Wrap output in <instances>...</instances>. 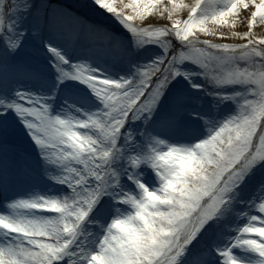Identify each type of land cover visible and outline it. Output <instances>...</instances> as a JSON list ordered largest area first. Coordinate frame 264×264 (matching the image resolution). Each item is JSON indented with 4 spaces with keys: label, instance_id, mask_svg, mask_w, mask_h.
<instances>
[{
    "label": "snow or ice",
    "instance_id": "obj_1",
    "mask_svg": "<svg viewBox=\"0 0 264 264\" xmlns=\"http://www.w3.org/2000/svg\"><path fill=\"white\" fill-rule=\"evenodd\" d=\"M130 32L135 46L154 45L155 58L128 63L112 76L87 61L72 63L48 44L56 86L50 92L7 91L10 79L39 81L46 70L25 44V14L36 27L73 43L97 31L50 0H0V264H247L234 248L264 264V177L243 213L247 223L230 245L216 243L222 223L264 173V0H94ZM220 3L222 6L217 7ZM193 67H189V66ZM203 77L235 115L205 120L207 135L177 145L188 98L179 78ZM77 82L73 85L69 82ZM98 102L85 111L62 91ZM194 88L203 87L192 83ZM27 129L39 159L20 153L10 117ZM134 122L137 133L128 129ZM56 170L53 174L51 169ZM154 173L148 176V170ZM43 170L59 195H21L16 180ZM92 230H89V226Z\"/></svg>",
    "mask_w": 264,
    "mask_h": 264
},
{
    "label": "rangeland",
    "instance_id": "obj_2",
    "mask_svg": "<svg viewBox=\"0 0 264 264\" xmlns=\"http://www.w3.org/2000/svg\"><path fill=\"white\" fill-rule=\"evenodd\" d=\"M53 4L59 5L67 12L69 10L73 11L72 13L77 15L80 19L91 20L92 17H98L101 15V19L105 21V23L109 24V28L103 26V31L107 33V35L113 39L116 43L117 38L120 37L119 35L114 36V33L117 31L124 32V34H128L126 39H120L119 43L115 48H108L105 58L100 55V59L105 62V64H101L102 68L100 69L101 72L107 73L108 75L112 76H120L126 75L131 71H134L133 68L129 66V59L131 58L133 61L134 59L141 62L147 63L151 59H154L156 54V49L154 45H146L142 48L134 47L132 48L131 43L132 41L129 40L130 35L132 34L128 32L126 28L116 19L113 15L105 12L104 10L100 9L97 5H95L94 0H53ZM51 2V0H50ZM119 2V0H117ZM78 11V12H77ZM86 14V15H84ZM99 18V17H98ZM118 29V30H117ZM118 31V32H119ZM32 41L27 43V47L31 49L29 58L43 67L47 75L44 79L39 81L27 80V79H10L8 81L7 91L9 96L14 97L16 91H33L37 94H40L41 91L43 92H50L55 86V74L51 68V61L50 56L51 54L48 53L47 46L48 44H52L58 38V34L52 30H45L40 37L32 35ZM126 37V36H124ZM134 39V38H133ZM58 41V40H57ZM53 45V44H52ZM66 49H69V45H67ZM72 49V48H71ZM137 52L134 54V52ZM72 52V51H71ZM102 52V51H101ZM68 57L71 59L72 63H79L82 61H76L74 58L70 57L69 53L66 52ZM142 55L141 58H139ZM39 58H41L40 61ZM96 61V60H94ZM92 66L96 67V62H91ZM193 67V66H189ZM114 71L120 73L117 75ZM73 85L77 84V82H69ZM175 87L174 91H180L185 97L188 98V101H200V96L203 94V88H194L192 83L205 85L206 82L203 77H196L193 79L192 83H189L188 80L183 78H179L178 82H174ZM210 88L211 86L208 85ZM80 88H83L85 92H87L88 96H92V94L84 88L83 85H80ZM91 98V97H90ZM67 100L69 104H76L78 107L83 108L85 111H92L97 106L98 102L93 101L94 97L92 98V103L84 102L83 94L76 92L75 90L70 91H62L60 96V102L63 103L64 100ZM188 103V102H187ZM235 106H231V102L223 101L220 103L218 110L219 112L212 114V118L209 119L212 122H220L232 115L236 114ZM196 111L191 110L189 105H185V113L183 116V121L186 127L179 128L175 130L171 135L168 136L170 142L175 143L177 145H184V144H191L195 142L196 136L203 137L207 135V129L209 127L208 124L205 123V120L200 118L196 113ZM10 123L12 126L13 134L15 142L18 146L20 153H25L36 159H39L38 151L35 148V145L32 141L31 136L28 134L27 129L24 127L23 124L19 122V118L16 117L15 113L13 112L10 117ZM140 125V129L142 130V123L141 122H134L133 126L130 127L128 130L133 133H137L138 129L136 125ZM9 174V165L7 161L3 162V172ZM53 174H56V170L53 168L51 169ZM148 176L153 177L154 173L151 170H148ZM264 177V173L257 172L255 178L252 181V186L245 191H243L238 197V200L244 201V203H238L234 209L230 210L228 213L227 218L222 223V235L219 240L216 241L217 245L223 248L226 245H230L232 243V239L238 234V229L243 226V224L247 223V217L243 216V213L248 211L249 204L248 202L253 199L254 196L258 195V189L261 182V178ZM23 184V185H22ZM23 187H22V186ZM63 186L55 183L52 181L47 174L41 170L38 179H24V180H16L14 182V189L18 194L21 195H39V194H55L59 195ZM6 208L3 209V212H7ZM232 214V222L228 223L227 220L230 218ZM236 218L240 219L238 225L232 224L235 223L233 219ZM232 224V225H231ZM233 225H236L233 227ZM89 230H92V226H89ZM1 236L5 235L3 233L0 234ZM234 254L247 262V264H255V261L258 259L255 253L242 249V248H234ZM220 264H223V258H220Z\"/></svg>",
    "mask_w": 264,
    "mask_h": 264
},
{
    "label": "bare ground",
    "instance_id": "obj_3",
    "mask_svg": "<svg viewBox=\"0 0 264 264\" xmlns=\"http://www.w3.org/2000/svg\"><path fill=\"white\" fill-rule=\"evenodd\" d=\"M216 6H217V7H220V6H222V4L217 3ZM74 57H75L76 60H82V55H81L80 53H77L76 56H74ZM236 220H237V221H236ZM236 220L233 219V221H234L235 223H232V224H236V223H238V219H237V218H236ZM227 222H228V223H231V222H232V214L230 215V218L227 220ZM232 224H231V225H232ZM236 225H237V224H236ZM236 225H233V227H235ZM0 234H1V233H0ZM5 239H6V237L0 235V242L5 241Z\"/></svg>",
    "mask_w": 264,
    "mask_h": 264
}]
</instances>
